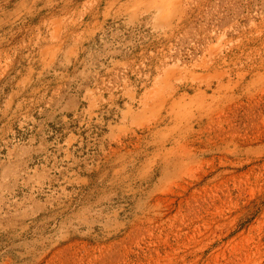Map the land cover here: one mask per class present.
I'll list each match as a JSON object with an SVG mask.
<instances>
[{
  "label": "rangeland",
  "instance_id": "rangeland-1",
  "mask_svg": "<svg viewBox=\"0 0 264 264\" xmlns=\"http://www.w3.org/2000/svg\"><path fill=\"white\" fill-rule=\"evenodd\" d=\"M0 264H264V0H0Z\"/></svg>",
  "mask_w": 264,
  "mask_h": 264
}]
</instances>
